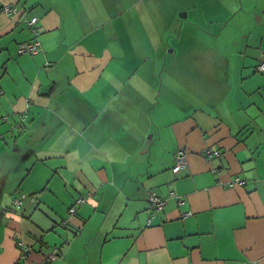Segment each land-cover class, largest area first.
<instances>
[{
    "label": "crops",
    "instance_id": "1",
    "mask_svg": "<svg viewBox=\"0 0 264 264\" xmlns=\"http://www.w3.org/2000/svg\"><path fill=\"white\" fill-rule=\"evenodd\" d=\"M209 1L192 10L225 13ZM235 5L208 18L228 28L223 70L167 83L164 28L183 50L187 5L171 19L165 0H0V264H264V0Z\"/></svg>",
    "mask_w": 264,
    "mask_h": 264
},
{
    "label": "rangeland",
    "instance_id": "2",
    "mask_svg": "<svg viewBox=\"0 0 264 264\" xmlns=\"http://www.w3.org/2000/svg\"><path fill=\"white\" fill-rule=\"evenodd\" d=\"M193 0H165V4L167 5L169 10H174L173 12H169L171 19L172 18H178L181 19V12L176 10L177 8L187 5L191 10L194 8L192 4ZM212 1V2H211ZM210 3H213V6H216L219 4V1H226V11L223 13L222 9L217 12V10H210V11H201L200 8H202L204 5L198 7L197 10H192V13L194 14L193 17H190V19L194 22L193 25H189L188 22H185L186 25L189 27L183 28V33L185 34L188 30L191 31L190 34H187V37L184 40V48L183 50L180 47V41L177 38L178 33H175V23L171 21L172 24L167 25L165 30L166 34V48H168L167 57L164 61L161 62L160 66V74L163 73L166 78V82L168 83V80L171 78L173 81L178 80L181 81V73L186 70L188 67L199 66L200 68H207L209 66V70L219 71L223 70L222 65H226L225 63H222L221 58L226 57V31H228V28L226 29V23L225 25H221L218 27V24H215L214 22H211L208 18H219L221 20L226 21L229 16V12L232 9L231 5L235 2V7L238 8V3L240 0H211ZM246 12H241L239 14L238 19L245 15ZM161 15V13H160ZM187 20V19H186ZM235 30H238V28H235ZM178 31V30H177ZM141 34V33H140ZM140 34H136V40L140 38ZM177 34V35H176ZM231 35V34H230ZM184 35L181 36V39ZM171 48H174V54L172 52H169ZM178 51V52H177ZM209 56L211 59L212 57L210 55H216L215 59L212 58L211 62L212 64H207L206 61L200 60L196 56ZM181 66V68H180ZM225 67V66H224ZM167 68V69H166ZM165 69V71H163ZM225 76V75H223ZM166 98V99H165ZM161 100L165 103H175V101L172 98L166 97L162 94ZM157 108L154 107V111ZM168 117L170 115L171 108L165 107L163 110ZM2 143V141H1ZM26 157L24 156H17L13 155L9 157V161H14L16 159L17 163H20V161H24ZM61 161L59 158H55L54 162L55 165H59L58 163ZM14 192V189L12 190ZM11 190L7 191V197L6 199L10 198ZM18 198L14 197L13 200H11L10 205H15V199ZM20 198V197H19ZM66 205L62 204V212H67ZM61 226V225H60ZM61 228H63L61 226Z\"/></svg>",
    "mask_w": 264,
    "mask_h": 264
},
{
    "label": "built area",
    "instance_id": "3",
    "mask_svg": "<svg viewBox=\"0 0 264 264\" xmlns=\"http://www.w3.org/2000/svg\"><path fill=\"white\" fill-rule=\"evenodd\" d=\"M6 11L8 13H11L13 11H16V8L7 6ZM37 22H38V17H32V19L30 21V25L32 27H34V31L36 33H38V30L35 28V25L37 24ZM41 50H42V43L40 40H34L32 42H23L20 44V47H19V52L39 53ZM258 69L260 71L264 70V54L262 56V60L258 66ZM204 153H205V156L207 159L212 160L214 157L220 155V150L214 149V148L209 146L204 150ZM187 165H188V159H187L186 152L183 149L178 150L177 155H176V163H175V166L173 167V171L179 172L182 169L186 168ZM236 182L243 183V180L237 179ZM149 201H150V203H149L150 209H152L154 212L161 211L164 208V205L166 202L165 199L163 197H161L160 195H158L156 192H153L150 194ZM180 201H181V203L185 202L184 199H181ZM82 202H84V199H82V198H79L77 201V203H82ZM21 203H22V201L20 198L19 200H17L16 204L18 206H20ZM70 210H71V212L75 213L76 208L72 207ZM189 214H191V211H187L184 213V215H189ZM56 251H57V248L53 252L52 257H51V255L48 257L49 260L55 258Z\"/></svg>",
    "mask_w": 264,
    "mask_h": 264
},
{
    "label": "trees",
    "instance_id": "4",
    "mask_svg": "<svg viewBox=\"0 0 264 264\" xmlns=\"http://www.w3.org/2000/svg\"><path fill=\"white\" fill-rule=\"evenodd\" d=\"M263 54H264V52L262 53V56H263ZM262 60V59H261ZM261 62V61H260ZM260 64V63H259ZM259 66V65H258ZM259 70V69H258ZM264 71V70H263ZM263 71H261V72H263Z\"/></svg>",
    "mask_w": 264,
    "mask_h": 264
}]
</instances>
